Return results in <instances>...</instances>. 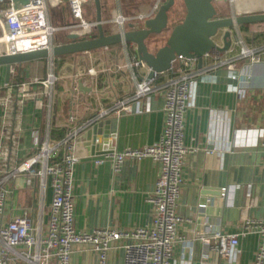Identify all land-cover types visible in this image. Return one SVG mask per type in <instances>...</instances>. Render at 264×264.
I'll use <instances>...</instances> for the list:
<instances>
[{
	"label": "crops",
	"instance_id": "1",
	"mask_svg": "<svg viewBox=\"0 0 264 264\" xmlns=\"http://www.w3.org/2000/svg\"><path fill=\"white\" fill-rule=\"evenodd\" d=\"M102 1L103 15L111 16L107 21L111 24L119 16H147L159 0L147 4L144 0ZM252 1L238 0L228 5L222 0L217 1V7L221 17L264 12V0L257 5L260 8ZM178 3L177 0L174 10L179 9ZM64 10V7L60 11L52 9L54 25H64ZM182 11L179 9L176 17L170 13V24L183 20ZM120 29L114 23L111 30ZM66 35L58 34L57 43H65ZM162 37L148 41L151 51ZM218 43L223 45L222 38ZM243 47L258 61L241 58ZM221 57L233 61V67L215 68L216 61L212 57L204 58L202 70L205 73L191 92L185 121V143L190 154L182 174L178 208L185 221L178 231L179 242L172 264H255L260 243L259 235L250 233L240 239L229 258L223 259L200 240V236L210 237L216 227L224 234H237L243 230L245 222L264 218V24L237 29L232 49ZM138 62L135 47L118 45L22 66L0 67V150L10 148L12 168L36 153L37 142L58 146L70 131H79L92 120L102 119L95 125L111 121V135L108 136L105 125L95 130L93 125L75 141L80 158L74 189L75 226L79 231L106 228L132 231L152 225L155 208L148 199L159 179L160 164L151 159L126 161L118 174L111 161L95 164L105 155L153 145L163 134V96L156 93L130 101L137 84L147 80L150 72L144 65L137 66ZM180 66L177 62L174 69ZM194 67L198 70L196 62ZM50 73L57 78L50 99L43 88L39 89L41 96L37 100L25 101L19 99L14 90L12 106L7 111L4 105L9 96L7 84L12 80H42ZM171 74L161 76L158 82L165 81ZM81 79L91 92H80L77 82ZM127 100L128 111L108 113L118 102ZM89 132L92 134L88 135ZM7 133L14 138L6 139ZM64 154V146H59L56 158L49 164H61ZM11 191L12 200L8 203L5 220L28 213L44 234L53 198L51 179L23 175L11 184ZM73 251L71 264H99V257L91 248L76 246ZM108 264H124V251L111 250Z\"/></svg>",
	"mask_w": 264,
	"mask_h": 264
},
{
	"label": "built area",
	"instance_id": "2",
	"mask_svg": "<svg viewBox=\"0 0 264 264\" xmlns=\"http://www.w3.org/2000/svg\"><path fill=\"white\" fill-rule=\"evenodd\" d=\"M94 0H29L28 3L14 0H0V56L17 55L39 50H52L59 45L58 34L76 33L80 37L96 33V22H87L84 7ZM222 1V0H217ZM224 1V0H223ZM231 3L238 0H230ZM165 0H159L151 14L136 18L119 16L115 23L122 29L129 22H140L153 18ZM64 7V25H54L52 9L58 11ZM261 13V12H260ZM250 14V13H249ZM223 54L212 52L204 58L212 57L215 68L229 65V60H222ZM241 58L251 57L253 62L258 58L243 47ZM181 64L178 70L163 82H158L161 74L151 80L139 82L136 92L130 101L148 98L160 93L164 99L165 127L158 142L140 149H126L119 153L109 154L95 161L97 166L106 161L113 163L116 174L126 161L151 159L161 166L153 195L148 202L155 208L151 227L137 228L132 231H121L114 228L79 231L75 226L76 208L74 200L75 170L80 162L76 154L75 141L79 134L95 125L99 120H92L83 125L79 131H70L58 146L49 142L36 144V153L20 165L11 167V150H0V264H71L76 246H86L99 257V264H108L109 252L120 249L124 251V264H172L174 250L179 242L178 231L184 223L178 213L181 199L182 174L190 150L186 146V116L190 108L193 86L203 77L204 70L196 69L191 60L178 57L174 65ZM140 65V63H136ZM14 72V70H13ZM57 78L48 74L45 79L30 82L12 80L5 87L9 96L4 101L10 111L13 101L12 91L17 90V97L22 101L37 100L41 96L39 89L50 99ZM34 89H37L36 91ZM128 100L118 102L109 114H120L128 111ZM14 138L11 133L6 139ZM64 146L65 154L61 164L51 165L56 158L58 147ZM264 147V140L262 142ZM23 175L29 178L51 179L53 190L50 215L43 234L35 225L33 218L25 213L5 220L8 203L12 200L11 184ZM225 198V195H223ZM205 205H201L204 207ZM250 233L259 235L260 243L256 253L255 264H264V218L245 222L243 230L237 234H224L217 227L210 237L200 236V240L223 259L231 256L238 247L240 239Z\"/></svg>",
	"mask_w": 264,
	"mask_h": 264
},
{
	"label": "water",
	"instance_id": "3",
	"mask_svg": "<svg viewBox=\"0 0 264 264\" xmlns=\"http://www.w3.org/2000/svg\"><path fill=\"white\" fill-rule=\"evenodd\" d=\"M28 3L29 0H14ZM96 11V33L80 37L79 34L66 35V42L56 45L52 50L44 49L17 55H1L0 67L22 66L39 60H49L69 55L86 53L103 48L131 45L135 47L140 65L149 69L148 80L173 69L178 57L196 62L198 69L204 65V57L212 52L224 54L233 46V36L236 30L255 24H264V12L221 17L217 0H183L185 16L178 24H170V13L177 0H165L153 18L142 21V24H128L118 32L106 27L103 15L102 0L93 1ZM165 45L156 51H151L148 41L152 37H160L170 31ZM222 38L223 45L218 40ZM82 93L91 92L86 88L84 80L77 82ZM106 126L108 136L111 135V121L94 126V130ZM92 134L89 132L88 135ZM106 154V153H103ZM102 153L100 155H103Z\"/></svg>",
	"mask_w": 264,
	"mask_h": 264
},
{
	"label": "rangeland",
	"instance_id": "4",
	"mask_svg": "<svg viewBox=\"0 0 264 264\" xmlns=\"http://www.w3.org/2000/svg\"><path fill=\"white\" fill-rule=\"evenodd\" d=\"M152 0H144L143 2L144 3H149V2H151ZM241 1H243L244 2V0H241ZM255 1V2H254ZM178 8L179 9H181V10H183L182 12H184V14L186 13L184 10H185V7H184V3H183V0H178ZM223 2H227V4L228 3H231V1L230 0H224ZM253 3H255V6H257L260 2H261V0H253L252 1ZM102 3H103V1H102ZM89 4H91L92 5V3H89ZM94 4V3H93ZM220 4V3H219ZM88 5V4H87ZM103 5V4H102ZM229 5V4H228ZM94 6V5H93ZM260 6V5H259ZM259 6H257L256 8H260ZM95 7V6H94ZM94 7H92V8H90V7H84V16H85V19H86V21L87 22H91L92 20H95V18H96V12H95V10L93 9ZM177 7V5L175 6V8ZM256 8H254V9H256ZM179 9H176V10H171V15H172V17H176L175 15H177V14H179V12H178V10ZM104 18H105V23H106V27L109 29V30H111L112 29V27L114 26V23L112 22L111 24H109L107 21L108 20H110L111 19V16H107V14L104 16ZM88 20H91V21H88ZM143 22H140V24H142ZM172 24H173V21L171 22V28H172ZM127 26V25H126ZM170 32H171V30L170 31H168V32H166L164 35H161V36H163L162 37V40H160V41H158L157 43H156V48L154 49V51H156L160 46H164L165 45V42H166V40H164L163 38H168V36H169V34H170ZM63 34H65V32H62Z\"/></svg>",
	"mask_w": 264,
	"mask_h": 264
}]
</instances>
